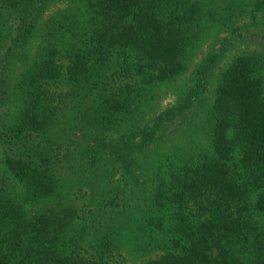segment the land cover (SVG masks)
<instances>
[{"label":"trees","instance_id":"1","mask_svg":"<svg viewBox=\"0 0 264 264\" xmlns=\"http://www.w3.org/2000/svg\"><path fill=\"white\" fill-rule=\"evenodd\" d=\"M52 1L0 0V145L21 188L0 172V264H264V36L209 95L264 0H82L47 19L31 61ZM207 38L157 113L160 86ZM180 138L191 146H160Z\"/></svg>","mask_w":264,"mask_h":264},{"label":"rangeland","instance_id":"2","mask_svg":"<svg viewBox=\"0 0 264 264\" xmlns=\"http://www.w3.org/2000/svg\"><path fill=\"white\" fill-rule=\"evenodd\" d=\"M82 0H53L45 9L44 13L41 16V19L38 20L37 27L34 31L33 37L30 41V46L28 48L30 60L34 57H36L37 52L39 51L40 47L44 45L43 36L45 33V24L47 19L52 17L55 13L64 10L66 7H76L80 5V2ZM251 20H245V23L243 24V27L238 31L237 34H242L240 37H237V39L234 42V45L223 54L221 59L219 60V63L215 67L213 71V77H212V83L209 89V95L213 94L214 87L216 85V82L219 80L220 75L223 73V71L227 68L229 63L232 61L233 58H235L239 53L245 52V51H252V50H258V43H260L261 38L264 36V21L258 20L255 24H250ZM245 25H249V27H245ZM221 29L217 28H210L209 33L214 35L215 33L219 32ZM222 32V31H221ZM226 33H222L221 36H223ZM212 35H210L212 37ZM220 37V36H219ZM211 39L207 38L203 42L199 43L198 48L196 49L195 54L191 56L189 59V66L188 70L185 71V73L179 75L175 80L169 81L164 83L160 86V89L156 93V96L153 100V106L155 107V111L158 113L165 108L174 105L176 98L183 92V90L187 89V85L190 84V78L193 75V67L195 66V63L198 61V57L201 56V52L208 49V43ZM10 40H7L1 45L0 47V57L3 55V52L6 50V48L9 45ZM57 47L63 48L64 46L61 44H56ZM64 49H67L66 46ZM199 54V55H198ZM196 55L198 57H196ZM30 60L26 63H31ZM63 63L65 66H67V60H61L58 61ZM25 64V63H24ZM24 64H19L18 66H12V74L17 75L23 68ZM262 75L264 77V69L262 70ZM76 136L81 137V133L79 131L76 132ZM89 141L93 143V140H88L86 142L87 146L92 145ZM162 148L164 149V152L171 151L172 148H188L191 146V143L187 141L186 139L180 138L175 140L167 139L164 142L160 144ZM2 149L0 145V169H1V176L4 177L5 186L8 188L9 192L12 195H15L16 192H18L21 188L18 182L12 177V174L8 172V170L5 168L3 161H2ZM118 168V166H117ZM127 178L125 176H122V173L120 171H117L116 176L110 177V183L113 185L116 189H118L122 193V197L126 198L128 196V186H125V182H127ZM83 196V193L80 194V197ZM30 211H32L30 209Z\"/></svg>","mask_w":264,"mask_h":264}]
</instances>
